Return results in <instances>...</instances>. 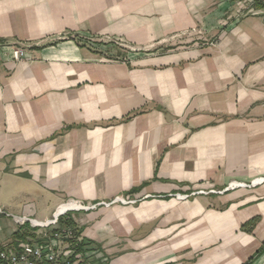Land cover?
Instances as JSON below:
<instances>
[{
    "label": "crops",
    "instance_id": "obj_1",
    "mask_svg": "<svg viewBox=\"0 0 264 264\" xmlns=\"http://www.w3.org/2000/svg\"><path fill=\"white\" fill-rule=\"evenodd\" d=\"M11 45L27 57L0 54V236L123 195L140 201L72 212L107 264H264V182L210 192L264 178V6L0 0Z\"/></svg>",
    "mask_w": 264,
    "mask_h": 264
},
{
    "label": "built area",
    "instance_id": "obj_2",
    "mask_svg": "<svg viewBox=\"0 0 264 264\" xmlns=\"http://www.w3.org/2000/svg\"><path fill=\"white\" fill-rule=\"evenodd\" d=\"M0 54L9 55L14 62H20L27 57V48L18 45L1 46ZM262 182L264 178L250 182L230 181L224 189L210 192L223 193L237 188H251ZM206 192L198 189L191 194H177L176 197L186 200L191 195ZM139 201L123 195L91 203L67 200L47 219L7 215L13 219L14 227L4 229L0 236V264H107L104 253L84 240L72 212H88L117 204L135 205Z\"/></svg>",
    "mask_w": 264,
    "mask_h": 264
},
{
    "label": "rangeland",
    "instance_id": "obj_3",
    "mask_svg": "<svg viewBox=\"0 0 264 264\" xmlns=\"http://www.w3.org/2000/svg\"><path fill=\"white\" fill-rule=\"evenodd\" d=\"M253 1V5L254 4H258V5H262L264 6V2H262L261 0H252ZM109 46H107V51H110L113 47H118V45H116L115 42H109L107 43ZM112 44L114 45L113 47ZM110 47V48H109ZM116 52V51H115ZM115 52H112L113 54H115ZM124 53V51H122ZM50 216V215H49ZM37 217V216H36ZM6 219H4V221L1 222L2 226L5 227V224L7 223L9 226H12V221L13 219H11V217H5ZM39 219V217L37 218Z\"/></svg>",
    "mask_w": 264,
    "mask_h": 264
}]
</instances>
